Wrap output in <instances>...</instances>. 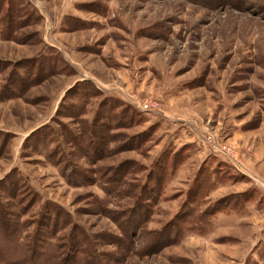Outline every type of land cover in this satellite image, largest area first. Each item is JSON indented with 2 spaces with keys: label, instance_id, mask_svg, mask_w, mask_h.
Segmentation results:
<instances>
[{
  "label": "rangeland",
  "instance_id": "374dc122",
  "mask_svg": "<svg viewBox=\"0 0 264 264\" xmlns=\"http://www.w3.org/2000/svg\"><path fill=\"white\" fill-rule=\"evenodd\" d=\"M4 1L6 223L30 236L64 212L57 236L82 228L92 264H264V0ZM67 254L54 264H82Z\"/></svg>",
  "mask_w": 264,
  "mask_h": 264
},
{
  "label": "trees",
  "instance_id": "16d2710c",
  "mask_svg": "<svg viewBox=\"0 0 264 264\" xmlns=\"http://www.w3.org/2000/svg\"><path fill=\"white\" fill-rule=\"evenodd\" d=\"M4 3H5V6H6V4L10 3L9 4L10 6H8V8L6 9L5 6L2 4V5H0V10L4 9L5 13L11 14L12 2L4 1ZM17 11L18 10L14 11V15L17 13ZM14 15H12V16L9 15V19L5 21L8 30H10V27L12 28L13 21H14ZM46 131H47V129H45V132ZM45 155H47V153ZM179 157H180L179 155H175L172 159V163L168 164V167L172 171H174V169L176 171V168L178 167L177 164L179 163V162H177L179 160ZM180 160H181V158H180ZM161 165H162V163L159 165L158 168H160ZM163 169H165V168H163ZM60 172H61V174L63 173L64 178L67 177L68 179H71L72 181H76V183H78L77 178H75L73 175L74 171H70L68 168H66V169H63V172H62V168H60ZM64 172H67L68 174L70 172L71 175H67V173H64ZM151 174L152 173L146 175V180H149V181L152 180ZM207 174L208 173L203 174V172H202L201 178L198 179V181H195L194 183H196L197 185L199 183L206 184L208 181V175ZM80 175L82 177V173H80ZM68 179H66V180H68ZM157 179H159V178L156 177L155 175H153V180L155 182V185L160 186V180L158 181ZM196 179H197V177H196ZM118 180H119V178L114 177L110 181L112 184L114 181H118ZM144 181H145V179H144ZM68 182H69V180H68ZM142 183L143 184L140 187L139 194L141 193V194H143V196L151 197L150 193L152 192V194L154 196L151 198H154L156 196L158 189L155 190L153 187H148L147 186L148 182L147 183L142 182ZM197 185H196V191L194 193L189 192V198L190 199H186V202L188 204H191L189 206L195 207L196 205H198V203L202 199L201 195L200 196L197 195V194H199V189L197 188ZM23 188H25V186H23ZM20 189H21L20 186L16 185L11 190H9V192L6 191L5 188L3 191L7 194L9 193L8 196H14L16 198V200H15L16 203L20 204V202L22 200V198H18V191H20ZM103 191L109 197L108 199H110L111 188H108L107 190H103ZM202 196H203V194H202ZM28 197L30 198V193L28 194ZM34 197L36 198L35 195H34ZM139 197L142 198V195H139ZM29 202H30V200H29ZM135 202H138V203H136V204L133 203L132 207L130 206V209L134 210L136 208L140 209L139 207H142L141 200L136 199ZM5 206L7 207L9 205H6V204L3 205L0 202V218H1V215H4V221L0 220V264H54L55 259L57 258L59 260L60 257H61V259L63 258L62 261L64 262V261H66V258L64 257V255L65 256L68 255L67 252H69L70 249L75 250L76 253H81L83 255L82 259H80V262L82 264H92V259H91L90 253H93V252L91 250L92 247H91V249H89L90 247L88 244V242H89L88 240H90V239H88L89 237L82 230V228H80L76 225H72V227L69 230L67 235H63L61 237L57 236L61 232V229H62L65 221L68 220V214H65L64 212H59L57 210H54V208H53V211H51L52 217H53V219H50L51 222L48 223L46 221L43 225V223L40 222L41 219H43V218L40 217L41 219L37 220L36 229L33 231V233L30 236H27L26 234H24V230H23L24 228H26V224L24 222L20 223L19 219H18L17 222H15L13 224V226L10 225L9 223H6V221H8L11 218L12 212L8 211L5 208ZM103 206H104V204H103ZM48 209H50V208H48ZM103 212H104V210H103ZM139 212H140V210H139ZM144 213H146V211L143 212L142 214H144ZM142 214H141V216H142ZM212 215H214V212L212 211V209H209L208 211L205 210L201 214L195 215L193 220H191L189 222H195V221L201 222V221H204L207 217H210V219H211ZM183 219H186V218H183ZM183 219L178 217L177 220H178V222H182ZM44 221H45V219H44ZM176 223H177V221H176ZM10 227H12V228L10 229ZM173 228H174L175 233L179 234L181 232V228L176 227V225ZM140 235L141 234H139V236ZM139 236H136V234L134 235V237H136V239L139 238ZM140 240H143V239L140 238ZM136 241L139 243L138 240H136ZM131 242L133 243V244L131 243L132 247H134V242L133 241H131ZM81 243H82V245L85 246V251H86L85 254H84V252L79 250ZM116 248H117V246H116ZM85 258H87V259L84 260Z\"/></svg>",
  "mask_w": 264,
  "mask_h": 264
}]
</instances>
